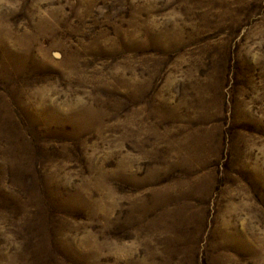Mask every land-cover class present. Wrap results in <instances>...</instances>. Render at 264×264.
Instances as JSON below:
<instances>
[{"label": "rangeland", "instance_id": "1", "mask_svg": "<svg viewBox=\"0 0 264 264\" xmlns=\"http://www.w3.org/2000/svg\"><path fill=\"white\" fill-rule=\"evenodd\" d=\"M0 264H264V0H0Z\"/></svg>", "mask_w": 264, "mask_h": 264}]
</instances>
